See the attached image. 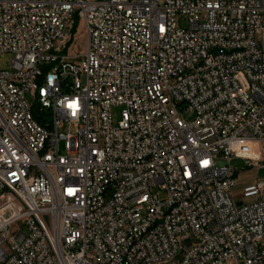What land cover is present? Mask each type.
Wrapping results in <instances>:
<instances>
[{"label": "built area", "instance_id": "obj_1", "mask_svg": "<svg viewBox=\"0 0 264 264\" xmlns=\"http://www.w3.org/2000/svg\"><path fill=\"white\" fill-rule=\"evenodd\" d=\"M0 52V264H264V179L230 194L264 167V0H0Z\"/></svg>", "mask_w": 264, "mask_h": 264}, {"label": "rangeland", "instance_id": "obj_2", "mask_svg": "<svg viewBox=\"0 0 264 264\" xmlns=\"http://www.w3.org/2000/svg\"><path fill=\"white\" fill-rule=\"evenodd\" d=\"M164 2V0H161ZM87 42H88V34L85 29L84 23L80 22L77 28V31L75 32V37L73 39L72 44H70L69 49L67 50L69 54L75 55L77 53H85L87 51ZM14 55L11 52H0V69H8L11 67L13 62ZM120 111L121 108H115L114 110V120L115 123H117L120 120ZM183 116L187 120H191L194 117V113L190 111H184ZM71 127L65 126L62 131H70ZM61 151H65V144L64 141H61L60 143ZM233 164L235 166H241L243 164L242 160H234ZM236 183L235 185L230 189V194L232 197L240 202L243 200L244 196V190L247 186H250L252 184H255L258 179H264V167L263 168H256V167H250L246 170H243L239 172L236 175ZM159 190L155 189L154 192H158ZM166 194L164 192H161V197H165ZM13 229L11 228V231Z\"/></svg>", "mask_w": 264, "mask_h": 264}, {"label": "snow or ice", "instance_id": "obj_3", "mask_svg": "<svg viewBox=\"0 0 264 264\" xmlns=\"http://www.w3.org/2000/svg\"><path fill=\"white\" fill-rule=\"evenodd\" d=\"M204 163H207L206 161Z\"/></svg>", "mask_w": 264, "mask_h": 264}]
</instances>
